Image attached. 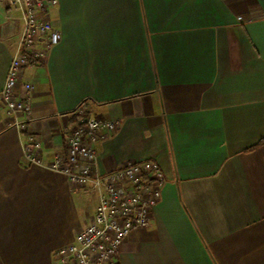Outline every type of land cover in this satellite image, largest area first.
<instances>
[{
  "label": "crops",
  "instance_id": "0c3cea01",
  "mask_svg": "<svg viewBox=\"0 0 264 264\" xmlns=\"http://www.w3.org/2000/svg\"><path fill=\"white\" fill-rule=\"evenodd\" d=\"M52 23L59 42L24 71L41 164L0 114V264H57L96 209L46 167L78 106L120 121L96 173L149 159L165 175L116 264H264V0H58ZM20 28L0 3V88Z\"/></svg>",
  "mask_w": 264,
  "mask_h": 264
},
{
  "label": "built area",
  "instance_id": "2783aa9c",
  "mask_svg": "<svg viewBox=\"0 0 264 264\" xmlns=\"http://www.w3.org/2000/svg\"><path fill=\"white\" fill-rule=\"evenodd\" d=\"M7 9L20 13L21 28L0 88V114L6 128L18 130L24 138L26 160L41 164V143L28 128L34 85L25 68L46 61L60 40L52 23V10L58 0H0ZM8 17V16H7ZM76 119L64 138V151L46 164L64 174L71 189L89 186L99 194L94 213L79 227L70 243L57 248V264H116L124 240L134 229L147 228L153 207L161 197L165 175L155 160L128 161L112 171L95 172L98 141L109 137L120 125L118 119H105L85 107L74 111Z\"/></svg>",
  "mask_w": 264,
  "mask_h": 264
}]
</instances>
